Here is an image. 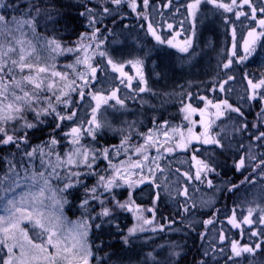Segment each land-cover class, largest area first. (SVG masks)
<instances>
[{
  "label": "snow or ice",
  "instance_id": "snow-or-ice-1",
  "mask_svg": "<svg viewBox=\"0 0 264 264\" xmlns=\"http://www.w3.org/2000/svg\"><path fill=\"white\" fill-rule=\"evenodd\" d=\"M42 2L43 0H27L24 5L26 11L20 14V18L12 16L9 20L5 15L0 14V36L5 37V41H0V173H2L0 175V209L5 213V215H0V252L6 249L5 255L0 256V264H91L94 254L88 241L91 228L88 218L74 223L68 235L62 236L58 231L66 219L63 216V208L69 203L67 197L72 195L71 189L78 186L83 188L80 207L84 209L85 213L88 212L90 202L99 201L102 211L98 215L107 217L112 209L103 206L105 200L101 197L104 192L112 193L114 189L125 186L132 189L146 181L152 182L157 189L161 188V183H157L155 177L158 171L162 173L164 170L157 163L159 156L150 157V149L155 148L159 153L163 148L164 152L171 154L176 149L187 151L190 146H192L191 160L195 162L193 165L195 173L183 172V177L189 183L195 180L203 184L206 181L209 188L214 187L213 181L207 179V176L209 173H215L216 168L210 162L198 158L197 152L199 150L193 146V141L224 148L222 134L226 132V126L220 127V130L215 134H213L212 129L216 120L228 116L230 113H235L241 118V123L233 128V132H246L250 129L245 113L240 107L233 106L227 99L214 103L203 96L199 99L206 101L204 108L198 109L193 107L191 103L181 108V112L184 113V120L193 124L195 121H192L191 117L199 112L200 124L203 127L200 134L193 133L189 127L186 136L179 127H171L168 121H164L156 129H150L147 133L136 131L135 122H125L128 123L127 129H113L106 116L107 110H126V99H135L136 94L150 91L141 70L143 61L140 59L127 61V64L136 70L139 84L143 85L133 89L131 95L121 98L118 95L121 91L119 86L111 88V90L104 87L96 88V83H100L97 67L93 64L96 55L107 58V65L111 67L113 73L119 74L120 84L126 88L132 89L134 77L124 70V62H118L107 51L100 50L106 37L102 39L100 28L94 27L96 20L92 8H87L86 12L80 13L81 16L87 15L89 18V27L92 28L90 34L81 33L72 45L62 43L55 36L45 38L46 47L53 61L57 56L62 55L75 57L74 62L64 66L75 74V78H71L68 71L56 70L54 63L48 66H38L29 62L26 57L35 52L30 41L27 43L31 51L26 53L25 41L15 39V44L20 45V53L19 58L14 59L12 55L16 53V48L12 46L14 31L9 25H15V32L24 35L22 30L25 27L31 28L33 32L36 31V18L38 16L43 15L45 20H54L51 10L41 6ZM107 2L117 7L127 4L133 12H137L138 17L148 19L142 11H138V8L142 6L143 9H147L150 0H141V4H138L137 0H107ZM171 2L172 0H168L164 7H168ZM202 5H212L217 11L232 13L237 20L245 17L255 22V27L248 29L247 35L240 45L244 52L243 56H238L236 29L235 27L232 28L231 57L236 58L238 63L248 59L256 50L257 43L264 39V0H260V3H255L254 0H228V2L225 0H190L183 7L186 8L188 17L195 21ZM245 7L247 11L243 10ZM7 8L19 11L20 5L9 4L5 3V0H0V9ZM111 11L109 7H103L102 14H109ZM225 22L227 23L228 20L226 19ZM167 28L173 29V24H168ZM147 31L159 44L167 43L173 48H178L181 53H188L193 46L191 37H186L182 43H174L176 36L180 35L179 32L172 39L165 40L157 33L152 23H148ZM232 58L223 64L224 69H229L233 64ZM77 65H83L87 71H78ZM33 70L35 71L33 72ZM17 71L21 74L19 78L16 75ZM77 79L83 81L82 87L77 85ZM232 79V76L228 77V80ZM245 79H247V91L249 93L247 100L258 101L261 105L260 111L256 114L258 122L251 124V129H256V131L252 132L250 139L259 142V145H264V131L259 130L264 125V76L254 82L246 74ZM228 80L219 86L221 92L225 91L224 84H227ZM29 86L31 87L29 88ZM86 88L93 90L86 93L84 91ZM47 93H51V95ZM72 93H77L81 100L86 95L90 96L91 101L94 102V106H91L90 118L86 121L81 120L78 124L75 120L77 112L72 109L73 104L76 103L72 99ZM188 95L191 96V94ZM112 101L114 103H111ZM181 102L183 103V101ZM60 105H63V108L58 107ZM209 107L215 111L209 113L207 111ZM28 113L32 114L31 120L28 119ZM48 117H52V120L48 121ZM211 117H215V119ZM66 121H73L76 126L71 127L69 132H63V136L70 137L68 140L70 147L61 155L56 150V146L60 144L56 133L57 130H62ZM46 122L52 125L49 140L43 146L36 145L31 150L22 147L29 144V130L38 129ZM85 124L88 127H85ZM104 128L116 131L121 135L120 145L113 146L111 149L98 146L100 132ZM133 135L143 137L144 143L132 144ZM161 135L164 138L162 142L159 139ZM85 136L91 137L94 143H83ZM173 141L175 142L172 143ZM130 149L140 158L134 160L129 156L127 161H120L118 165L112 163L113 152L119 156L121 150L127 154ZM21 152V160L14 161L16 154ZM53 156H55L54 161L51 159ZM24 158L29 161L32 167L31 169L24 168V175L21 176L17 169L23 167ZM101 159L108 161V167L102 170L107 175L96 171L99 168L96 162ZM257 159L258 163L254 164L252 171L255 172L260 169V174L264 175V153H260L258 158L251 147L237 161H234V167L237 171L246 169L249 164ZM37 160H39L38 165L35 163ZM146 162L148 163L146 164ZM5 164L7 165L6 169L3 167ZM61 168L66 169V171L63 173L58 171ZM145 168H147L149 176L143 175ZM176 172H180V169L177 168ZM138 173L140 179H133ZM89 176L96 177V182L91 187L84 182L85 178ZM53 181L61 183L62 186H54ZM245 182H251L248 176H245L241 184ZM164 187L167 189L168 184H164ZM234 188H239V185L233 184L228 190L231 191ZM17 189L20 191L17 192ZM175 191L176 195L184 196L186 200L189 198L187 185ZM158 199L159 193L157 192L156 200ZM109 202L113 203L114 208L126 209L136 214L138 223L128 229L129 236H133L137 232L147 231L145 226H151L155 222V200L153 207L141 209L132 199V193L129 192L126 201L117 200L116 195L113 194ZM192 207H195V204ZM188 210V206L185 205L184 212ZM144 211L151 213V218L144 217ZM246 211L247 215H244L242 211L239 213L241 219L238 220L237 208H233L232 215L227 221L228 224L233 228H240L241 224L264 225V206L260 204H256L255 207L248 206ZM254 214L258 215V219L253 218ZM25 221L29 222L34 230H39L35 232L36 239L29 235V230L26 227H21ZM204 223L205 225L213 224L214 220L209 219ZM95 227L99 228L100 225L97 224ZM164 227L165 225H161L159 230L163 231ZM157 230L156 227L151 228L153 232ZM243 234L242 231L241 236ZM250 236L264 237V229L251 231ZM37 239L40 242H36ZM227 239L221 230L219 240L224 242ZM124 243H129L128 237L124 238ZM49 246L54 251H50ZM15 249H19V255L14 251ZM220 251L224 252V249L222 248ZM260 251H264V239L253 244H241L237 240H231L230 254L227 256V260L231 261L232 264H244L245 261L246 264H258L257 252ZM179 255L180 253L175 250L169 252L170 257L178 258ZM145 259L152 261L153 264H161L152 252H149ZM166 264H175V262H166Z\"/></svg>",
  "mask_w": 264,
  "mask_h": 264
},
{
  "label": "rangeland",
  "instance_id": "rangeland-1",
  "mask_svg": "<svg viewBox=\"0 0 264 264\" xmlns=\"http://www.w3.org/2000/svg\"><path fill=\"white\" fill-rule=\"evenodd\" d=\"M256 1L258 0H254V2ZM70 2L76 3L77 0H71ZM188 2H190V0L178 1L176 3V7L178 8L180 6H183ZM225 2H228V0H225ZM150 4L151 5H149L147 9H143L141 7V11L144 13L145 16L148 17V19H144L143 17H138L137 14L136 15L133 14L134 16L131 19H128L131 21V24L126 23L123 29L117 31V33L114 35L110 33V35L105 34L101 36L102 39L105 37H110V39H107L106 41L104 39V43L102 44L100 50L107 51L114 60L118 62H124L125 63L124 70L130 76L134 77V79L137 78L135 77L136 74L133 73L132 66L130 64H127V61L136 60V59H140L143 61L141 70L143 72L145 80L147 81V87L150 89V91L136 94L135 99H126V110H121V111H114L112 109L107 110L106 116L107 119L111 122L112 128L127 129L128 123L135 122L136 131L138 132L147 133L150 129L153 130L156 129L161 124V122H159L158 120L156 121L159 115L157 116L156 114H153L150 118L148 117V115L146 116L147 110L145 108V105L148 104L149 106L150 103L152 104L153 107L155 105V100L160 101L167 106V110H166V114L168 116L166 118L167 120L174 118L176 122L177 121H180L181 123L185 122L186 120H184L183 118L184 113L181 112V108L189 103H191L193 107L198 106L197 105L198 103H202L201 108H204L206 101L200 100L199 97L203 96L206 97L208 100H211V98H215L216 95L221 92L219 90V86L223 84L225 80H228L229 76H232L233 79L228 80V83L226 84V87L224 89L230 91L231 99L234 102L239 103L236 107L239 106L243 107L242 101H244L247 95L249 94L247 91L248 86H247V79H245V75L247 74L248 78L252 79L254 82L258 81L262 76H264V39H262L257 43L256 50L248 57V59L238 63L236 62V58L231 57L232 42H233L232 30L228 32V29L229 28L232 29L233 27H235L237 53L238 56H243L244 55L242 53L243 49L242 47H240V45L242 44L243 38L247 35L248 29L251 27H255V22L250 21L245 17H241L239 20H237L232 13H223L222 11H217L212 7V5H202L195 21H193L192 18L186 15L187 10H184L183 14H180V16L175 17L174 16L175 9L174 10L168 9L167 12H165L164 10L162 13L161 11H158V6H156L157 0H150ZM107 5H110V3L107 2V0H103V2L101 0L99 2L94 3L93 7L107 6ZM123 5L127 6V4H123ZM3 10L4 9H0V14L2 15H4ZM243 10L247 11V8L245 7V9ZM5 16L9 20L12 17V15L10 16L7 14H5ZM226 19L228 20L227 23L225 22ZM179 21H182L183 24L179 25ZM148 23H152L153 26L156 28L157 33L160 34L162 38H164L165 40L172 39V37L175 36L177 32H179L180 35L176 36L174 43H182L186 37H191L193 40L192 48L189 49L188 53H181L178 50V48H173L169 46L167 43L159 44L155 40V38L152 37L150 33H148L147 31ZM168 24H173V29L171 30L168 29L167 28ZM9 27L14 31V39L12 40V46L16 48V53L12 54L14 59H18L20 53V45L15 44V39H21L25 41L24 47L26 53L31 51L27 43L30 41L31 45L34 46L35 48V52H32L30 56L26 57L29 62L37 64L38 66H48L54 63L56 65V70L68 71L70 73V77L75 78V74H73L70 69L64 67L66 64L74 62L75 57L62 55V56H57L56 59L53 61L50 57V52L46 47V43H45L46 32L38 31L37 28L36 31L33 32L31 28L25 27L22 30L24 35H21L20 32H15V25L10 24ZM257 31H260V29H257ZM0 41H5V37L0 36ZM90 51L92 50L90 49ZM229 58L233 59V64L230 66L229 69H224L223 64L226 63ZM71 60L73 61L71 62ZM93 64L94 66L99 65L101 68L100 71H97V76L99 77L100 83H96V88L104 87L108 90H111L112 88L111 86L115 85L114 87L119 86L121 89L119 93L121 98H124L125 96H129L132 94L131 89H128L124 85L120 84L118 78L119 74L113 73L111 71V67L107 65V58H101L99 57V55H96L93 59ZM77 70L87 71L83 65H77ZM25 71L27 72V70ZM34 71L35 70H33V72ZM16 75L17 78H19L21 74L17 71ZM134 79L132 81L133 83L132 89H136L135 87L137 86H143V85H138L137 82H134ZM82 84L83 81L77 79V85L82 87L83 86ZM30 87L31 86H29V88ZM124 88L128 90L126 93L124 91ZM86 89H84V91H86ZM47 94L51 95V93H47ZM188 94H191V96H189ZM71 95H72V99L75 98L76 101H79V96L77 93H72ZM139 95L141 96V98L139 97ZM140 99H141V106L139 108L136 105H139ZM129 100L132 101L135 105L133 103L130 104ZM147 101H149L150 103L144 104V102ZM181 101H183V103ZM254 102L255 105H253ZM111 103H114V101H112ZM91 106H94V102L90 100L87 101V103L83 105V108L80 109L81 115H83V117L86 113L87 114L88 112L91 113ZM58 107H61V105ZM260 107H261L260 103L256 101H249V103H247V105L243 107V112L245 113L246 118L249 119L248 124L250 131L233 132V128L239 123H241L240 119L235 113H230L228 116L221 117L218 122L216 120L217 124L213 125V129H212L213 134L219 131L220 127L226 126V132L222 134V143L225 146L224 148H218L215 145L204 144L205 145L204 147L208 148L209 150H205L204 152L199 151L201 157H199V154H197L198 158L208 162L213 161L214 163H216V160H214L213 157L216 156L217 154L214 151L219 150L221 151V154H223L225 159H231L233 161L235 160L237 161L240 158V156L244 155L249 150L250 147L251 149L258 148L259 142L255 141L254 139H250V136L252 132L256 131V129H251V124L258 122L256 119V114L260 111ZM117 108H119V106H117ZM154 108L158 109L159 106L156 107L154 106ZM136 109H140V111H143V109L145 110L144 116L147 122L146 124L141 125L140 122H143V117H142V121L137 117L138 112H136ZM207 111L211 113L214 112L215 110L209 107ZM196 115H199V112L193 114L191 119L194 118V116ZM101 118L103 119V117ZM28 119L29 120L32 119L31 113H28ZM47 120L51 121L52 119L51 117H48ZM75 120H76V124H78L82 119L76 118ZM149 120L152 121L148 122ZM46 124H48V122H46L44 125L41 126H45ZM76 124L70 125L69 128L66 130V132H69L71 127L76 126ZM140 125L141 127L139 128ZM41 126L38 129L29 130V132H32L33 130L35 131L39 130L42 128ZM174 126L176 127V125L172 122L171 127ZM200 128L201 130L203 129L201 125ZM102 130H104L105 132L101 134H109L113 136V138L119 140L118 145H120L122 137L118 132L109 130L108 128H104ZM259 130L263 131L262 128H260ZM50 132L51 130L49 131V133ZM161 136L159 137V139L162 142L163 140L161 139ZM69 139L70 138L68 137L64 142L56 146L57 151L61 149V152L59 151L61 155H63V153L69 149L70 147V145L68 144ZM29 140L30 141L27 147H29L30 149V145H32V143L35 140V136L29 138ZM174 142L175 141H173L172 143ZM83 143L90 144L94 142L91 139H88V141L85 140ZM131 143L134 145L143 144L144 139L141 136L133 135ZM193 146L198 150L199 147L204 148L203 146H200L197 142L194 141H193ZM259 146H260V153H264V145H259ZM189 149H190V153H189ZM189 149L187 151L176 149L173 153L169 154L167 152H164L163 148H161L159 153H157L155 148H152L149 150V155L150 157L159 156L157 163H159L161 168L164 167L167 168L170 162L176 159V156L186 155V154L187 156H190L189 154L192 153V146H190ZM45 150L47 151V149ZM239 153L242 154L237 155ZM129 156H131L132 159L134 160L140 158L139 156L134 154V152L131 149L127 154H125L123 150H121V154L118 157L116 158L112 157V163L118 165L120 161H127ZM21 158L22 156L19 157L17 161L21 160ZM51 159L54 161L55 156L51 157ZM163 160L166 162V164L162 163ZM233 161H231V163L228 164L229 168L227 169V172H229V170L232 169V167H234ZM192 162L194 165L195 162L194 161ZM35 163L38 165L39 160H37ZM96 163L99 165V168H97L96 171L100 172L101 174L107 175V173L103 172L102 170L108 167V161L101 159V160H97ZM147 163L148 162H146V164ZM255 163H258V161H256ZM224 165H225L224 161H221L217 163L215 167L223 168ZM253 166L254 165H250L246 168V170L249 169L248 172H244V169L237 171L236 168H234L236 173L238 174L237 176L241 177V180L238 181V183H236V185H239V188H234L231 191H229L228 189L231 187L233 183L231 181V178L228 177L226 178V181L219 182V186L216 188L217 193L214 195L213 194L210 195L212 199V203L214 202V196H215V200L217 198V195H219L220 197L222 195L225 197L228 194L232 196V201L235 202L236 206H239L237 207L238 220L241 219V217L239 216V213L241 211L244 213V215H247L246 209L248 206L255 207L256 204H260L264 206V175L260 174L261 171L260 169H257L255 172H253L252 171ZM31 167L32 165L29 163V161L26 158H24L23 167L18 168L17 170L20 172L21 176H23L24 168L31 169ZM177 168L180 169L179 167L176 168L170 167V170L165 169V172L168 176L165 180L168 181L170 175V180L173 178L175 182H180L181 184H188L187 185L188 192H189V196H191V193H193L191 191V186L195 188L197 181L193 180L191 183L187 182L186 179L183 177L182 173L189 172V170L180 169V172H176ZM58 171H61L63 173L64 171H66V169L61 168L58 169ZM143 175L149 176L147 168H145ZM245 176H248L251 182H245L241 184V181L244 180ZM209 177H212L211 173L208 174L207 179ZM133 179L139 180L140 174L138 173L136 176L133 177ZM156 179H158L157 175L155 177V180ZM84 182L92 186L96 182V177H92V176L86 177ZM53 184L54 186H62V184L57 181H53ZM149 184L153 185L154 187L153 194H155V197L152 198V200L154 201L156 200V193L159 191L156 190L155 185L150 181H146L144 184H139L138 186L132 189H129L125 186L122 188L114 189L112 193L104 192L101 199L105 200L108 194V198L106 201L109 202L111 200L112 195L115 194L117 200L124 202L128 199L129 192L132 193V199H134L135 194L138 191H141L143 194H145L143 190L145 186ZM220 184L222 186H220ZM183 187H184L183 185L179 186V188H183ZM175 190L176 188L174 187V185L168 184V188L165 189L164 191L167 192L170 197L171 196L174 197L177 196ZM19 191L20 189H17V192ZM100 191H103V189H100ZM119 196H121L123 199L120 200ZM160 196L161 195L159 194V199L161 200V202H164L162 201V198H160ZM180 199L185 200L186 198L181 196ZM186 201H189V199H187ZM190 201L192 203H196L197 201H200V199L197 195H194L190 198ZM204 201L206 203L204 202L202 204L200 210L202 211L203 208L205 212V210L208 209L207 207L208 199H205ZM98 203L99 201H92L90 202L88 208L90 207L98 208V206H96L98 205ZM109 203L110 204L108 205V208L112 209L111 211L112 215L128 214L133 220L131 228L137 225L138 221L136 219V214L134 212H130L126 209L114 208L113 203L111 202ZM225 205L227 204L225 203ZM230 205L232 207V204ZM138 206H140L141 209H147L153 207V203L151 202L149 203V205H144V206L138 205ZM203 206H206V208H204ZM155 207H156V213H155L156 215L155 221H156L157 218L159 217V210H161L162 208L156 202H155ZM214 209L215 207H213L212 209L213 214L215 213ZM230 214L232 215V210ZM0 215H5L2 209H0ZM143 215L146 218H151L152 216V214L147 211H144ZM63 216L66 219L64 220L63 224L58 230L62 236L68 235L69 230L73 228L74 223L79 222L77 220H74L73 218H70L68 214H66L65 206L63 208ZM230 216L226 217L225 219H222L221 223H219L217 219L218 216L212 215V217L209 219L214 220V223L205 225V230L214 226L216 223H219L223 226V228L226 231L228 229H231L232 232L234 231L236 233V236L233 237V240H237L241 244H244V241H247L248 244H252L255 242H259V240L261 239H264V237H259L260 239L257 241L256 239L258 237L250 236L251 231L264 229V225L253 224L249 226V225L241 224L240 228H233L227 222ZM253 218L258 219V215L254 214ZM21 227H26L29 230V235L32 236L34 239H36L35 232L39 231L38 229L34 230L32 228V225L27 221H25L21 225ZM145 227L149 230L147 231L150 232L151 228L154 226L146 225ZM210 229H211V235L209 236V241L212 244V246H214L216 249V245H214V243L218 242L219 244H222L225 241L221 242L215 234V229L214 228H210ZM147 231H145V233H147ZM242 231L244 233L243 236H241ZM136 234H138V232ZM89 235H90V231H89ZM227 238L229 239V236ZM230 241L228 240V246L224 249V252H221L220 258L223 260V264H232L231 261L227 260V256L230 254ZM36 242H40V241L37 239ZM49 250L54 251V249H51L50 246H49ZM172 250H175L176 252L178 251L177 248L171 245L165 248L166 253H169ZM14 251H16L17 255H19V249H15ZM5 253H6V249L0 252V256L5 255ZM258 255H261L264 258V251L257 252V258ZM193 259L194 260L190 264H193V262H195L197 257L195 256V258L193 257ZM244 264H246V261L244 262ZM258 264H264V263L258 261Z\"/></svg>",
  "mask_w": 264,
  "mask_h": 264
},
{
  "label": "trees",
  "instance_id": "trees-1",
  "mask_svg": "<svg viewBox=\"0 0 264 264\" xmlns=\"http://www.w3.org/2000/svg\"><path fill=\"white\" fill-rule=\"evenodd\" d=\"M71 0H43L42 7L45 9H50L51 14L54 17V20H45L44 16H38L36 28L38 31H44L46 32V37L51 38L53 36L57 37L61 40L62 43L72 45L74 44L79 35L81 33H91L92 28L89 27V18L87 15L81 16V12H86L87 8H92L94 10V18L96 20V23L94 27L100 28L101 30V36L112 33V35L116 34L117 31L122 30L124 25L126 23H130L131 21L128 19H131L134 15L137 14V12H133L130 8H128L126 5H121L119 7L115 5H107V6H95L93 7L94 3L99 2L101 0H77L76 3L70 2ZM27 0H5V3L9 4H18L20 5L19 11H14L12 8L4 9V15H12L16 16L17 18H20V14L26 11V8L24 5L26 4ZM166 0H160L159 3L161 5H164ZM138 4H141V0H137ZM168 3V2H167ZM255 3H260V1H256ZM158 6V4L156 5ZM103 7H109L112 11L109 14H102ZM142 7V6H141ZM141 7L138 11H141ZM176 6L173 7V10ZM182 13L184 10H186L185 7L181 6ZM169 8H158V11H167ZM157 11V13H158ZM57 12H59V15H57ZM35 15V13H33ZM186 15H188L186 13ZM105 16V17H104ZM232 29L229 28L228 32ZM107 39H110V37H106L105 41ZM244 54V52L242 51ZM73 60H71L72 62ZM97 68L100 67L99 65L96 66ZM101 69V68H99ZM98 69V70H99ZM133 69V68H132ZM100 71V70H99ZM134 73H136V70H132ZM135 82V81H134ZM138 85L139 82H137ZM83 85V84H82ZM133 85V84H132ZM115 85H112L113 88ZM123 87V86H122ZM138 87V86H137ZM135 87V88H137ZM226 87V84H224V88ZM93 89H91L92 91ZM133 91V89H131ZM89 88L86 89V93L89 92ZM125 93L128 91L124 88ZM118 95H120L118 93ZM141 98V96L139 95ZM224 99H227L230 104L233 106H237L239 103L234 102L231 99V93L228 90H225L223 92H220L216 95L215 98H211V100L216 103L219 101H222ZM90 99H84V102L82 104H79V101H76L75 98L73 101L76 103L73 104L72 109L77 112V119H82L86 121L90 118V112L88 114L86 113L83 117L81 115L80 109L83 108V105L87 103V101H90ZM155 100V99H154ZM130 101V100H129ZM152 102V101H151ZM258 102V101H256ZM133 102L130 101V104ZM150 103L149 101L144 102V104ZM243 107L249 103L247 100V97L244 101H242ZM134 104V103H133ZM202 103H198V106H194L196 108H201ZM135 105V104H134ZM255 105V102L254 104ZM140 108L141 106V99L139 105H136ZM154 106H159L158 109H155ZM152 107V104L150 103L145 105L146 108V116L151 118L153 114H156L158 117L156 121L158 120L161 122V124L164 121H168L169 125L171 126V123L173 122L176 127H179L181 131L184 132V134L188 135V128L190 127L192 129V132L195 134H200L203 129L200 128V116L196 115L194 118H192V121H195V123H190L189 121L180 122L171 118L166 119L168 116L166 114L167 106L160 102L155 100V105ZM249 106V104H248ZM240 107V106H239ZM243 107H240L243 111ZM60 108H63V105H61ZM136 112H138L137 117L141 119L143 117V122H140L142 124H146L145 119V110L140 111V109H136ZM75 118V119H76ZM241 121V118L238 117ZM52 119V117H51ZM212 119H215V117H212ZM152 120H149L150 122ZM172 121V122H170ZM219 120H217L218 122ZM249 119H247V122ZM73 121H66L64 122V125L62 127V130H57V139L60 140V144L64 142L68 137L63 136V132H66V130L69 128L70 125L74 124L71 123ZM217 122L215 124H217ZM139 126V128L141 127ZM42 128L39 130H33L32 132H29V138L35 136V140L30 145V149L27 146V150H31L32 147H35L36 145L43 144L47 142L50 138L49 131L52 128V125L50 123L46 124L45 126H41ZM85 127H87V124H85ZM175 127V126H174ZM260 128L264 131V125H262ZM216 131V130H215ZM105 132L104 130H101L100 136H99V147H109L110 149L113 146H117L119 140L116 138H113V136L109 134H101ZM70 138V137H69ZM88 139H91V137L85 136L83 141H88ZM161 139L163 140V136H161ZM178 139V138H177ZM30 141V140H29ZM134 142V141H133ZM196 142V141H194ZM198 143V142H197ZM59 144V145H60ZM200 146H205L204 144L198 143ZM58 146V145H57ZM202 149V150H201ZM209 150L208 148H201L199 147V151H205ZM253 152H255L259 158L260 153V146L258 145V148H252ZM15 151V149H13ZM61 152V149H59ZM199 151L197 154L200 153ZM217 155L214 156V160H216V163L213 161L210 162L213 167L221 161H224L225 165L223 168H216V172L212 174V177H209L208 179H211L213 181L214 187L209 188L207 186V183H200L197 181L195 188L191 185V196H189V201L180 199L181 196L177 195L174 197H170L167 192L164 190V184H172L176 189H182L179 188V186H185L188 184H181L180 182H175L172 178L170 180V175L168 181L165 180L167 178V174L165 172V169H169L170 167L176 168L179 167L182 170H189L192 174L195 173V168L193 166V162L191 160V154L190 156L186 155H178L176 156V159L172 162H170L169 166L166 168H162L164 171L157 172L156 175L158 176V179H156L157 183H161V188L157 189L159 194L161 195V200H155L156 203L162 208L159 210V217L153 224L154 227H156L158 230L156 232L150 231L147 233L138 232V234H135L133 236L128 235V229L131 228L133 220L128 214H118V215H112V213L107 216L103 217L98 215L102 211V206L100 203H98L97 207H90L88 208V212L85 213L84 209L80 207L82 198H83V188L78 186L77 188L71 189L72 195L68 196L69 203L65 205V211L66 214L70 218H73L74 220L81 221L85 218H88L89 224L91 225L90 228V235L88 238V241L90 245L92 246V252H93V258L91 260V264H153L152 261L146 260L147 254L149 252H152L153 255L157 257V259L161 262V264H166V262L174 261L175 264H190L194 260L193 257H197L195 262L193 264H223V260L220 258L221 251L220 249H225L228 246V240H233V237L236 236V233L231 231V229H228L227 231L223 228V226L219 223H221L222 219H225L226 217L230 216L231 210L233 208H237L235 202L232 201V196L229 194L227 196H219L217 195V198L215 200L214 196V202L212 203L211 194H216V188L219 186V182L226 181V178L230 177L233 184L238 183V181L241 180V177L237 176L238 174L235 171V167H232V169L227 172V169L229 168V165L231 163V159H225L223 154H221V151L216 150L214 151ZM190 153V149H189ZM242 153H239L237 155H240ZM22 156L21 153H17L14 161H17L19 157ZM112 157H118L113 152ZM223 157V158H222ZM236 161V160H235ZM258 161V159L256 160ZM256 161H253L250 165H254ZM162 163L166 164V162L163 160ZM234 163V161H233ZM247 163V162H246ZM4 168H7V165L5 164L3 166ZM222 167V165H221ZM249 169H244V172H248ZM221 172V173H219ZM227 172V173H226ZM218 173V174H217ZM2 175V173H0ZM221 176V178H220ZM231 183V182H229ZM232 184V185H233ZM88 185V184H87ZM91 187V185H88ZM220 186H222L220 184ZM154 187L153 185L149 184L146 185L144 188L145 194H143L141 191H138L135 194V197L133 200H135L136 205H149V203H153L152 198L155 197V194H153ZM215 190V191H214ZM232 194V193H231ZM67 195V194H65ZM194 195H197L200 199V201H197L196 203H192L190 201V198ZM146 196V197H144ZM108 198V194L106 196ZM184 197V196H183ZM107 198L105 199V204L103 206L108 207L110 204L107 202ZM119 199L122 200L123 198L119 196ZM208 199V209L205 210L202 208V211L200 208L202 207V204L205 202L204 200ZM225 203L227 205H225ZM195 204V207H192V205ZM232 204V207L231 205ZM235 204V205H234ZM187 205L189 210L187 212H184V206ZM228 206V207H227ZM206 208V206H203ZM215 207L213 214L212 209ZM238 212V209H237ZM215 215L218 216V222L214 226L210 228L215 229V234L217 238L219 239V234L221 230L225 233V235L229 239L226 240L224 243L219 244L218 242L214 243L216 245V249L209 241V236L211 235V229L205 230V221H207L209 218H211ZM94 217V219H93ZM172 221V223H169ZM99 224L100 227L96 228L95 226ZM161 225H165L164 230L160 231L159 227ZM128 237L129 243H124V238ZM260 238L258 237L256 240L258 241ZM244 243H247V241H244ZM253 244V243H252ZM163 245V247H160ZM173 246L177 248V252L180 253L178 258L170 257L169 253H166L165 248L169 246ZM207 253V255H205ZM211 254V255H210ZM257 260L259 262L264 263V258L261 255H258Z\"/></svg>",
  "mask_w": 264,
  "mask_h": 264
},
{
  "label": "flooded vegetation",
  "instance_id": "flooded-vegetation-1",
  "mask_svg": "<svg viewBox=\"0 0 264 264\" xmlns=\"http://www.w3.org/2000/svg\"><path fill=\"white\" fill-rule=\"evenodd\" d=\"M178 1H182V0H172V2H171V4L168 6V8L169 9H173V7L174 6H176V3L178 2ZM168 2V0H166V2L164 3V5L166 4ZM157 4H158V8H164V5H161L160 3H159V0H157ZM149 5H151V4H149ZM177 9H179V11H177ZM175 12H174V16L176 17V16H180V12H182V9H181V6L180 7H175V10H174ZM165 12H167V11H165ZM179 25H181V21H179ZM134 69V68H133ZM134 73V72H133ZM134 74H136V73H134ZM135 77H137L136 79H134V81L135 82H138V79H139V77L137 76V74H136V76Z\"/></svg>",
  "mask_w": 264,
  "mask_h": 264
}]
</instances>
